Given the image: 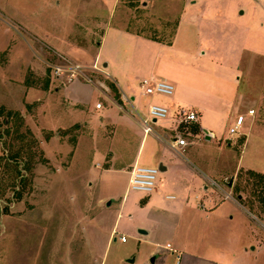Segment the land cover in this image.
<instances>
[{
  "label": "rangeland",
  "instance_id": "374dc122",
  "mask_svg": "<svg viewBox=\"0 0 264 264\" xmlns=\"http://www.w3.org/2000/svg\"><path fill=\"white\" fill-rule=\"evenodd\" d=\"M69 65L80 68L72 82L54 75L52 66ZM149 77L173 83L174 104L214 134L185 152L208 186L189 190L188 213L175 211V191L151 200L128 189L139 123L148 105L172 101L140 96ZM263 86L264 0H0V264H141L167 242L185 252L182 264L192 255L264 264L263 224L211 185L251 199L246 170L264 174ZM119 92L135 96L136 112ZM249 109L253 118L230 134ZM164 125L152 124L142 160L166 153L155 139Z\"/></svg>",
  "mask_w": 264,
  "mask_h": 264
},
{
  "label": "crops",
  "instance_id": "0c3cea01",
  "mask_svg": "<svg viewBox=\"0 0 264 264\" xmlns=\"http://www.w3.org/2000/svg\"><path fill=\"white\" fill-rule=\"evenodd\" d=\"M105 33H106V30L102 34V36H101L102 38L104 37ZM102 38H100L99 42L97 43L98 46H100ZM97 55H98V51H95V55L93 58V63L95 64V66H97V64H98ZM108 66H109L108 64L106 66H102L101 72L103 74H105L106 76H107L106 69ZM149 78L156 79L155 77H149ZM144 79H147V78H144ZM167 82H169V81H167ZM171 84L173 85V83H171ZM121 96L123 97V99H124V97H127L123 92H122ZM140 96H142V95L140 94ZM173 96H174V93L171 97H168V98H172ZM127 98L129 99L130 103L133 106V102L135 101V96L131 95L130 97H127ZM75 101H78V100H75ZM173 101H176L177 104L179 105L182 102V99L181 98L180 99L172 98V101L169 102L168 105H163V104L161 105L163 107H166L169 110V114H168L167 119H165L163 121H158V122H163V124H165V125L163 128L159 129L158 133H156V138L154 137L155 139L159 138L158 141L161 139L162 141L166 142L165 143L166 146L164 147L166 150V153H164L165 151L156 150L152 157H149L147 159L145 158L142 160V157L140 156V148H141L142 144L144 143L145 139L147 140V138H146L147 135H144V133H143V136H142L141 142H140V147H139L137 153L135 154L133 159H131V161L125 166V168L128 171L129 177H130V171L135 165L157 168L159 170V173L157 176L156 188L152 193L144 194V195L148 196V198L150 197V199H151V196L154 193H160L161 194V193H164L165 191H175L181 195V199H182L174 207L175 211H182L184 209L186 211V213H188L192 210L191 206L188 205L189 200H190L189 196L191 195L189 190L191 188L193 190L197 189V188H200V189L203 188L205 193H207L208 186L205 183V177H207V176L205 174L201 173L199 171V169L197 171H198V174L199 173L200 174L197 175V173L194 172L193 169L190 167V165H192V164L188 165L186 163V162H188V160L185 157V152H187V150L190 146L195 144L197 138H199L200 136L202 137V139L210 141L213 139L214 134H213V132L208 131L206 129H203L201 127L199 120H198L199 115H197V114H196L197 119L195 122H193V123H195L193 127H197V131L195 132L194 129H185V130L182 129L180 126L179 117H178L179 111L182 110V108L180 106H176ZM78 102L85 104L88 107H90V108H88V112H89V109H90V111L92 110L91 109L92 107H91V104L89 101H78ZM124 105L121 106L119 104L113 103L112 107H118L119 109H121L125 113L126 112L129 113L128 111H126L124 109ZM158 105H160V104H158ZM95 106H94L95 109H93V111H96V112L102 111L101 110L102 108L96 109ZM186 111L194 112L193 110H186ZM130 113H132V108L130 110ZM194 113H196V112H194ZM252 118H253V116H248V118L246 117L245 123L247 121H250ZM158 122H154L153 124L155 125ZM78 126H81V125H78ZM139 126H140V123H139ZM140 129H141V127H140ZM247 130H249V129H247ZM180 133L182 135H185L186 137H190V141H188L186 139L187 146L182 151L179 149L176 151V149L174 150L170 147L169 143L174 140L176 135H181ZM242 136H244V139L246 141V136L244 134H242ZM207 137H209V138H207ZM201 174L203 175L202 177H201ZM162 181L164 182V184L162 183ZM223 198H224V196H223ZM164 199L168 200V201H172V200H175V197L172 195L171 196H165ZM195 199H198V197L195 196ZM204 200H205V198H203L201 200V202L198 204L199 208L202 210H205V206L203 203ZM227 200H229V199H227ZM232 201L236 202L237 205L239 207H241L247 213L248 216H250L252 221L256 223V220H255L256 218L250 212L245 210V208L239 203L238 199L235 198V200H232ZM256 232L257 231L252 232V234H253L254 238L256 239V243H257V237L260 234H258V233L256 234ZM146 235H147V233H145V232L139 234V236L137 237L138 244L141 243V240H143ZM261 238L264 239L262 236H261ZM260 243L261 244L257 243V245L260 248L264 249V244H263L264 242H261V240H260ZM167 245H170V248H167ZM185 255H186L185 252L183 250H181V248L174 247L173 244H170L167 242L163 248H158V249L156 248L154 250H150V252H148V256L142 260L141 264H154V262H155V264H167L169 259L173 258V257L175 259V264H182V261H183V258L185 257ZM152 257H154L156 261L154 260L153 263H150V259ZM136 261H137V259H136ZM187 264H214V263L210 260H208V262H207V260L199 259V258L194 257L192 255L190 257V259L187 260Z\"/></svg>",
  "mask_w": 264,
  "mask_h": 264
},
{
  "label": "built area",
  "instance_id": "2783aa9c",
  "mask_svg": "<svg viewBox=\"0 0 264 264\" xmlns=\"http://www.w3.org/2000/svg\"><path fill=\"white\" fill-rule=\"evenodd\" d=\"M95 67V66H94ZM96 68V67H95ZM79 67L75 65L69 66H52L54 75L58 78L62 75L66 76L68 82H72L78 75H80ZM98 70V69H97ZM140 94L142 96H163L171 97L174 93V86L165 80H158L154 78L143 79L140 84ZM124 101L128 103L132 112H136V108L132 106L129 99L124 97ZM96 109H101L100 103L96 104ZM169 110L166 107L157 104H150L147 107V117L142 119L140 127L144 135H149L155 132L152 124L154 122L163 121L167 119ZM254 110L249 109L247 114H240L237 116L234 125L229 129L230 134H235L245 123L246 116H253ZM197 119L196 113L188 112L186 110L179 111V123L190 124L195 122ZM170 147L176 149V151L183 150L187 146V142L181 135H176L174 140L171 141ZM159 170L157 168L144 167L135 165L130 171V177L128 180V189L130 191H136L143 194H150L156 188L157 176ZM211 185L221 192L225 199L235 200L230 193L224 191V189L214 181H211ZM121 242H125V237L120 238ZM170 248V245H167ZM179 259V258H178Z\"/></svg>",
  "mask_w": 264,
  "mask_h": 264
},
{
  "label": "trees",
  "instance_id": "16d2710c",
  "mask_svg": "<svg viewBox=\"0 0 264 264\" xmlns=\"http://www.w3.org/2000/svg\"><path fill=\"white\" fill-rule=\"evenodd\" d=\"M264 92V86H263ZM16 116L17 114L14 112H7V117L11 118L12 116ZM194 131H197V127L193 128ZM19 155H14L10 157V159H17ZM16 174L19 175V170H15ZM247 180L251 182V199H245L241 196V190L236 186L233 187L235 191L236 197L240 196L238 200L239 203L246 207L248 211L257 219L260 223L264 225V174L258 173L252 170H246ZM258 204V205H256ZM258 210V211H257Z\"/></svg>",
  "mask_w": 264,
  "mask_h": 264
},
{
  "label": "water",
  "instance_id": "95a60500",
  "mask_svg": "<svg viewBox=\"0 0 264 264\" xmlns=\"http://www.w3.org/2000/svg\"><path fill=\"white\" fill-rule=\"evenodd\" d=\"M104 66H106V65H104ZM207 138H209V137H207ZM231 184H232V180L228 183V187H230L231 186ZM237 199L239 200L240 199V196L239 197H237ZM110 203L111 202H109V203H107V206H109L110 205ZM140 233H144V231H140ZM154 260H155V258L154 257H152L151 259H150V263H153L154 262ZM129 262H130V260H129Z\"/></svg>",
  "mask_w": 264,
  "mask_h": 264
}]
</instances>
